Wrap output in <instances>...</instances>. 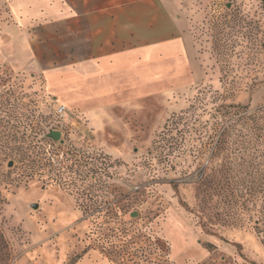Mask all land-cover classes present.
<instances>
[{
	"label": "rangeland",
	"instance_id": "1",
	"mask_svg": "<svg viewBox=\"0 0 264 264\" xmlns=\"http://www.w3.org/2000/svg\"><path fill=\"white\" fill-rule=\"evenodd\" d=\"M208 6L204 73L123 107L0 61V264H264V4Z\"/></svg>",
	"mask_w": 264,
	"mask_h": 264
},
{
	"label": "crops",
	"instance_id": "2",
	"mask_svg": "<svg viewBox=\"0 0 264 264\" xmlns=\"http://www.w3.org/2000/svg\"><path fill=\"white\" fill-rule=\"evenodd\" d=\"M212 1L0 0V61L43 72L53 92L68 85L74 103L123 107L204 73L199 32Z\"/></svg>",
	"mask_w": 264,
	"mask_h": 264
},
{
	"label": "trees",
	"instance_id": "3",
	"mask_svg": "<svg viewBox=\"0 0 264 264\" xmlns=\"http://www.w3.org/2000/svg\"><path fill=\"white\" fill-rule=\"evenodd\" d=\"M232 0H230L231 2ZM260 110L264 111V107L260 108ZM232 125L233 123H228L224 121V124H223V130L220 134V138H219V141L221 144H226L229 142V134L231 132V129H232ZM29 173L31 175H34V174H40V169L43 168V166H49L51 167V170L54 171L56 169V165L55 163L53 162L52 158L51 157H48L46 155H43L42 153L40 155H36L34 158L30 159L29 161ZM67 169L69 170V172H72L73 169H75L74 165H67ZM71 184H75V177H73L72 175L68 174V176ZM208 180V179H207Z\"/></svg>",
	"mask_w": 264,
	"mask_h": 264
},
{
	"label": "built area",
	"instance_id": "4",
	"mask_svg": "<svg viewBox=\"0 0 264 264\" xmlns=\"http://www.w3.org/2000/svg\"><path fill=\"white\" fill-rule=\"evenodd\" d=\"M220 1L221 0H214L210 4V12H211L212 15H213L214 12L216 13V11L218 12V15H219L220 12L223 10L224 6L226 5V3L229 2L230 0H227L223 7L221 6V2ZM56 111H57L58 114L64 115L67 112V107L65 105H63V104H60V105L57 106Z\"/></svg>",
	"mask_w": 264,
	"mask_h": 264
},
{
	"label": "water",
	"instance_id": "5",
	"mask_svg": "<svg viewBox=\"0 0 264 264\" xmlns=\"http://www.w3.org/2000/svg\"><path fill=\"white\" fill-rule=\"evenodd\" d=\"M50 135L53 137L54 140H59L61 138V131L59 130H52ZM9 165H13V161L9 163ZM135 215V214H133Z\"/></svg>",
	"mask_w": 264,
	"mask_h": 264
}]
</instances>
